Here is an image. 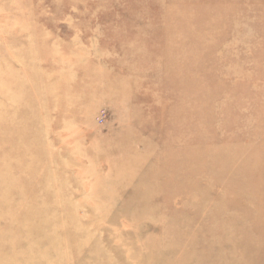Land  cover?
Instances as JSON below:
<instances>
[{
	"label": "rangeland",
	"instance_id": "rangeland-1",
	"mask_svg": "<svg viewBox=\"0 0 264 264\" xmlns=\"http://www.w3.org/2000/svg\"><path fill=\"white\" fill-rule=\"evenodd\" d=\"M0 264H264V0H0Z\"/></svg>",
	"mask_w": 264,
	"mask_h": 264
},
{
	"label": "bare ground",
	"instance_id": "bare-ground-1",
	"mask_svg": "<svg viewBox=\"0 0 264 264\" xmlns=\"http://www.w3.org/2000/svg\"><path fill=\"white\" fill-rule=\"evenodd\" d=\"M158 169V168H157Z\"/></svg>",
	"mask_w": 264,
	"mask_h": 264
}]
</instances>
